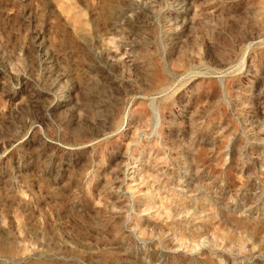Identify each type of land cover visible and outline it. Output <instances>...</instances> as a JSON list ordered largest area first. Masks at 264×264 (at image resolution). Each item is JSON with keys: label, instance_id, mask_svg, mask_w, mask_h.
Returning <instances> with one entry per match:
<instances>
[{"label": "rangeland", "instance_id": "374dc122", "mask_svg": "<svg viewBox=\"0 0 264 264\" xmlns=\"http://www.w3.org/2000/svg\"><path fill=\"white\" fill-rule=\"evenodd\" d=\"M0 264H264V0H0Z\"/></svg>", "mask_w": 264, "mask_h": 264}]
</instances>
